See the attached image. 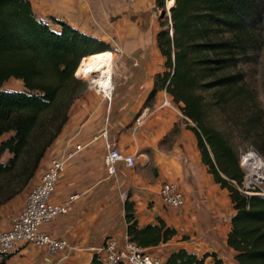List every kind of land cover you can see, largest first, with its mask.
Returning <instances> with one entry per match:
<instances>
[{"label": "trees", "instance_id": "trees-1", "mask_svg": "<svg viewBox=\"0 0 264 264\" xmlns=\"http://www.w3.org/2000/svg\"><path fill=\"white\" fill-rule=\"evenodd\" d=\"M169 4L174 6L169 21L160 18L156 33L164 71L154 76L147 99L165 91L194 124L188 129L196 139L200 161L213 182L226 190L233 210L226 245L234 252L235 264H264V198L238 189L244 172L236 148L206 121L207 108L213 105L228 115L243 140L262 150V111L239 64L254 43L264 0H171ZM155 6L163 8L164 0H155ZM47 18L53 27L34 14L28 0H0V158L9 154L0 161V176L13 171L33 139L32 155L22 168L24 184L33 177L66 120L67 108L84 88L80 68L94 61L87 68L89 74L95 63H106L103 53L109 51L108 44L53 16ZM9 78L20 80L23 89H2ZM47 115L51 123L57 122L50 132L46 125L40 126ZM123 216L126 235L141 247L164 243L175 234L160 219L139 225L128 197ZM207 255L214 264H222L214 253L197 257L183 249L171 252L163 264H203Z\"/></svg>", "mask_w": 264, "mask_h": 264}, {"label": "crops", "instance_id": "crops-1", "mask_svg": "<svg viewBox=\"0 0 264 264\" xmlns=\"http://www.w3.org/2000/svg\"><path fill=\"white\" fill-rule=\"evenodd\" d=\"M28 1L37 15H52L111 47V61L108 56L103 59L111 65L112 91L109 98H96L102 106L91 105L87 98H80L54 146L43 157L46 158L44 164L40 163L34 175L33 182L65 138L71 137L74 143L82 146L60 174L51 195V201L57 203L75 194L72 208L43 226L51 236L67 240L73 250L56 263L60 254L45 256L39 247L21 245L5 257L3 264H88L93 255L88 246L100 245L103 234L110 230L117 238L125 233L123 202L117 206L119 201L115 193L110 192V183L106 178L96 176L104 173L103 154L98 162L93 161L96 149L101 147L104 152L99 133L102 129L123 153L134 156V166L138 161L140 163L139 172L134 176L126 175L125 170L129 168L119 165L112 177L118 185H129L124 198L129 196L133 202L138 224H154L160 219L175 230L178 226L201 230V242H195L191 237L182 238L176 232L168 241L147 250L162 262L171 252L183 249L197 257L214 253L222 264H235L234 252L226 245L232 215L228 219L225 217L231 209L228 196L209 178L204 177L203 184V180L193 175L200 169L198 164L201 162L196 139L190 130L181 127L174 111L157 108L163 90L147 99L154 76L164 71V59L156 44L160 18L155 0ZM137 111L143 115L142 124L133 129L131 116ZM173 126L179 129L175 134L172 133ZM170 135L171 140L161 141ZM164 180L172 181L180 188L184 199L182 207L162 205L158 189ZM114 208L121 213L114 215ZM193 218L196 224L191 221ZM203 264H214L213 257L207 255Z\"/></svg>", "mask_w": 264, "mask_h": 264}, {"label": "rangeland", "instance_id": "rangeland-1", "mask_svg": "<svg viewBox=\"0 0 264 264\" xmlns=\"http://www.w3.org/2000/svg\"><path fill=\"white\" fill-rule=\"evenodd\" d=\"M170 1L171 0H164L163 8L158 7L159 14H160V11H162V10H164L165 12L170 10V8L173 5V4H169ZM34 14L37 17L42 18L45 21H47L50 24V26L53 27V25L49 22V20H47L48 19L47 17L52 16V15L40 16V15H37V13H34ZM159 18H161L162 22H164V23H167L169 21V17L167 14L163 15L162 17L159 16ZM109 50H111L110 46H109ZM247 57H248L247 59H244V61H242L239 64V67L243 72L246 84L248 85L249 88H251L254 91V93L256 95V99L258 101L259 108L262 111V119L264 122V10L262 11L260 20H258L256 25H255V40H254V43L251 46V48L247 54ZM92 63L85 64L84 66H82L80 68L81 73H82V77L80 79L79 78L78 79L82 82L84 88L79 93V95L73 100L71 105L67 108L66 120H65L63 126L65 125L66 121L72 117L73 113L75 112V110L77 108L78 101L80 100L81 97L87 98V100H89L88 101L89 104H91V105H93V103H95V105H98V106L103 105L101 101H98V102L95 101L96 98H103V95L101 94V92L96 91L95 89H92L89 86L88 80L86 79V77H88L90 74H95L94 68H95L96 63L93 65L90 73L89 74L86 73V69L89 66H91ZM74 76L76 77L75 72H74ZM111 81H112V78H111ZM1 88L5 89V90H22L23 89L21 81L13 79V78H9L8 80H6L2 84ZM204 94L206 96V99L208 100L209 94L208 93H204ZM169 98L171 99L170 96H169ZM173 104L175 105V109H171V110L174 111V113L179 117V123H180L181 127L188 129L189 126H194V124L191 121H189L187 118H185L182 115V113L179 110L178 105L174 102H173ZM212 106L213 105H209L207 108L206 121L208 122V124L212 125L216 129L222 131L223 134L228 137L229 142L233 146H235L236 151H237V155H238L239 167L244 172L243 180L241 182V185L239 186L241 191H243L244 193H247V194H256V195H263L264 196V126H263V131H262V141L259 144L261 146L262 150H259L255 146V144L251 143L248 140H243L241 138V135L238 134V130L231 123V120L228 117V115H225L224 112H222L221 110L216 109L215 107H212ZM49 115H51V114H49ZM49 115L44 116V118L40 122V126H41V124L46 125L48 131L50 132L53 129V127L56 125L57 122L53 121L51 123L49 121L50 120ZM139 115H141V111H137L136 113H133L131 116L133 118L132 119L133 123L131 122V124L133 125V129H136L137 127H139V126L134 127V121ZM63 126L61 127V130L63 129ZM43 129H44V127L40 128V130L37 129V133H39ZM61 130L55 136V138L52 140L50 145L45 149L43 156L41 157V159L39 161V165H41L40 163L44 164L46 158L43 159V157H45V155L48 153L51 146H54L53 145V144H55L54 141L57 140V137L61 133ZM178 130H179L178 127L173 126L172 133L175 134ZM174 134H172V135H174ZM7 135L8 134H5L1 138L6 137ZM172 135H170L169 137H167V136L164 137L161 141H168ZM67 138H65L64 140H66ZM109 139L111 141H113V139H111V138H109ZM103 144H104V142H103ZM103 144H102V146H104ZM34 145H35V141L32 139L31 144L26 149L21 160L18 162L17 166L13 169V171L9 174H4V175L0 176V228L7 227L10 224L11 219L21 211L24 196L26 195L30 184L34 180V175H35L39 165H38L33 177L29 181H27L25 184L23 183L24 176H23V169H22L23 166L27 163L30 155H32ZM249 152H253L257 155L261 168L258 170V175L255 178H250L247 180L248 170L245 166L242 165V161H243L242 159ZM102 154H104V152H103V149L101 147H100V149H96L94 152L93 161L98 162L100 160V157ZM197 154H198L197 156H198V160H199V153H197ZM148 156H149V154H148ZM8 157H9V154L5 152L2 154L0 161L5 162ZM198 165H199L200 169H197L193 173V175L194 176L196 175V177H198L199 180H203L202 181L203 184H205L204 177L209 178V180H211V182H213L211 175L207 172V167L204 166L201 162ZM139 167H140V163L138 161L134 167L125 170L126 175H128V176L133 175L134 176V174L139 172ZM150 172H151L152 176L155 175L154 171L152 169L150 170ZM96 176L101 177V178H103V177L106 178L104 173L98 174ZM106 179H107V182L110 183V192L115 193V195L117 196V200L119 202H116V204H117V206H119L121 204V202H123L126 198V197L124 198V193L128 191L129 185H118V184L114 183V180L112 177L106 178ZM215 186L217 188L221 189L217 184H215ZM55 187H56V185H55ZM221 190L228 196L225 189H221ZM255 190H257V191H255ZM72 195H75V194H72ZM127 197L129 200V196H127ZM72 203H73V201H72ZM113 211H114V213H113L114 215H116V213H118V214L121 213V210H118L117 208H114ZM232 213H233V211H232V209H230L228 211V213H226V216H225L226 219H228L229 215H231ZM191 221L193 222V224H196L195 218L191 219ZM186 223H187L186 225L189 226V223L188 222H186ZM45 225H46V223L43 226H45ZM184 227L185 226H183V227L178 226V227H176V230L174 227H171V228H173L175 230V233L178 232L182 238L191 237V239L194 240L195 242H201V230H198V228L190 229V227H185V228ZM186 228H189V229H186ZM184 230H187V231H184ZM111 234H113V231H111V230L108 232H105L103 234L102 239H101L102 242L108 236H112ZM92 245H95V243L91 244L88 247L89 248L93 247Z\"/></svg>", "mask_w": 264, "mask_h": 264}, {"label": "built area", "instance_id": "built-area-1", "mask_svg": "<svg viewBox=\"0 0 264 264\" xmlns=\"http://www.w3.org/2000/svg\"><path fill=\"white\" fill-rule=\"evenodd\" d=\"M111 91L112 88L108 96ZM99 92L103 97L109 98L103 91ZM163 107L175 109V105L165 91L157 105V108ZM142 116L141 114L135 119L134 127L141 125ZM100 137L104 142L102 163L106 178L114 177L119 165L125 168L134 166V156L123 153L115 142L107 137L105 129L100 132ZM81 149L82 146L74 143L69 137L63 141L58 152L48 159L45 169L29 186L21 211L11 219L7 228H0V262L21 245L39 247L45 256L60 254L56 263L73 250V246L67 240L51 236L42 226L71 210L76 195H69L57 203L51 201V195L60 174ZM238 189L241 191L240 187ZM158 195L166 208H179L184 204L182 191L172 181H162ZM89 250L93 255L88 264H163L161 258L152 255L147 248L135 244L126 233L121 238L108 236L100 245L90 247Z\"/></svg>", "mask_w": 264, "mask_h": 264}, {"label": "bare ground", "instance_id": "bare-ground-1", "mask_svg": "<svg viewBox=\"0 0 264 264\" xmlns=\"http://www.w3.org/2000/svg\"><path fill=\"white\" fill-rule=\"evenodd\" d=\"M103 54H107V59L110 60V51H106ZM94 72L95 74H90L88 77H86L89 86L96 91H103V93L108 96L112 88L111 65L108 63L97 64L94 68ZM86 73H88V69H86ZM242 160V165L248 170L247 180L250 178H255L258 175V170L261 168L257 155L253 152H249L245 157H243Z\"/></svg>", "mask_w": 264, "mask_h": 264}, {"label": "water", "instance_id": "water-1", "mask_svg": "<svg viewBox=\"0 0 264 264\" xmlns=\"http://www.w3.org/2000/svg\"><path fill=\"white\" fill-rule=\"evenodd\" d=\"M154 10L155 11H157V8L156 7H154ZM165 14H167L168 15V17L170 18V10L169 11H164V10H162V11H160V14H159V16L160 17H162L163 15H165ZM170 32H171V27H170ZM259 196H261V197H263L264 198V196L263 195H259Z\"/></svg>", "mask_w": 264, "mask_h": 264}]
</instances>
